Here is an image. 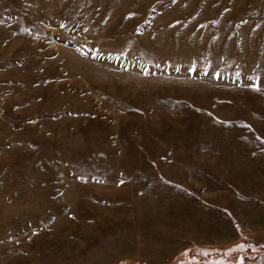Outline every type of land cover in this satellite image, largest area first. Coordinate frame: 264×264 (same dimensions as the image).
<instances>
[{
    "label": "rangeland",
    "instance_id": "rangeland-1",
    "mask_svg": "<svg viewBox=\"0 0 264 264\" xmlns=\"http://www.w3.org/2000/svg\"><path fill=\"white\" fill-rule=\"evenodd\" d=\"M0 264H264V0H0Z\"/></svg>",
    "mask_w": 264,
    "mask_h": 264
}]
</instances>
